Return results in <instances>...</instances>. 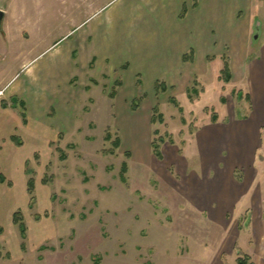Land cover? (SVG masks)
<instances>
[{
  "label": "rangeland",
  "instance_id": "374dc122",
  "mask_svg": "<svg viewBox=\"0 0 264 264\" xmlns=\"http://www.w3.org/2000/svg\"><path fill=\"white\" fill-rule=\"evenodd\" d=\"M101 2L100 6L105 5L103 10L84 21L55 47L66 48L86 33L94 38L95 28L106 31L118 24L113 15L121 10L128 12L123 22L139 23L136 13L144 6L142 0ZM232 2L237 8L236 26L240 28L251 18L257 27L254 38L256 35L258 38L250 44L249 58L257 52L263 57L264 0ZM179 18L182 26H188L189 33L187 37L175 39L168 52L174 59L182 54L189 60L194 56L195 66L201 65L205 53H212L207 56L210 64L205 63V70L208 68L205 74L197 72L198 76L189 80L192 69L186 66L171 68L159 63L156 67L146 62L129 63L119 70L108 66L110 76L98 68L90 74L91 78L78 75L79 79L70 80L80 105L76 120L67 119L70 114L65 111L49 108L46 121L50 129L44 137L54 141L34 136L27 142L18 135L13 144L12 141L2 144L0 168L6 174V183L12 187L15 200L13 204L3 205L0 211V264H238L239 256H248V262H253L241 247L257 259L258 250L264 251V221L263 227L255 223L250 229L249 212L238 223L228 220L223 225L228 230L225 238L219 224L206 220L180 200L169 199L167 181L160 176L159 169L137 165V156L149 158L153 154L150 141L160 143V138L174 148L189 150L192 160L202 151L197 138L205 131L213 129L215 133L211 135L215 137L221 136L223 128H233L227 135H238L243 130L233 123L246 117L252 109L245 94L251 89L250 75L245 79L238 77L232 84L222 74L225 60L235 50L231 40L219 32H213L205 40L203 36L199 38L184 8ZM60 24L64 27L66 21ZM157 39L164 40L165 44L166 36L159 30ZM19 77L12 84L21 82L26 75L22 73ZM3 81L0 80V85ZM61 81L66 84L65 79ZM120 82L122 89L114 101L110 94L117 91ZM91 86L98 87L89 92ZM13 99L1 100L3 107H18L25 120V107ZM155 106L158 111L152 124L154 108L152 111L151 108ZM161 115L162 123L159 122ZM108 135L111 140L106 139ZM244 135L245 140L237 137L236 143H232V151L235 147L250 149L253 139L248 133ZM118 137L122 146L111 154L113 141ZM256 139V162L245 169L258 174L259 178L254 177L253 181L263 180L264 184V130L260 140ZM13 146L19 147V156L25 155L20 159L25 172H17L8 163L10 160L1 158ZM221 146V168L226 169L233 160V152L226 141ZM124 162L128 164L125 182L121 178ZM159 163L162 165L164 161ZM7 167L14 170L12 175ZM165 171L171 174L168 168ZM235 176L242 180L243 169H237ZM31 177L36 184L33 197L25 190ZM248 206L258 216L248 200L239 204L237 213ZM11 211L22 212L26 238L23 239L19 226L9 220ZM239 230L245 233L240 234L233 246V234Z\"/></svg>",
  "mask_w": 264,
  "mask_h": 264
},
{
  "label": "crops",
  "instance_id": "0c3cea01",
  "mask_svg": "<svg viewBox=\"0 0 264 264\" xmlns=\"http://www.w3.org/2000/svg\"><path fill=\"white\" fill-rule=\"evenodd\" d=\"M95 3L93 0H0V80H4L0 85V98L5 101L8 98L18 99L19 105L24 104L27 116L24 120L18 107L5 108L0 100V148H3L2 144L5 142L12 141L13 144L18 135L26 141L34 136H41L47 142L54 141L53 138L44 137L50 129L46 113L50 107H54L58 112L69 113L70 118L67 119L76 120V109L80 105L70 80L79 79L78 75L91 78L90 74L98 68L108 74V66L120 69L135 62L152 63L156 67L159 63L171 68L176 65L186 66L192 69L191 74L189 71V80L205 74L208 70L204 67L208 62L207 56L212 53H205L201 65L195 66L194 56L185 61L183 54L174 59L168 52V47L176 43L175 39L180 36L187 37L189 33L188 26H182V19L179 18L184 8L190 15L198 37L203 36L205 40L213 32H219L231 40L235 50L228 57L233 76L230 82L235 84L236 78L245 79L250 75L251 89L245 94L250 97L252 109L246 117L233 123V126L243 130L238 135H227L233 128H223L221 136L215 137L211 135L215 133L213 129L205 131L197 138L201 141L202 151L192 160L189 158V150L183 151L182 148H174L168 143L161 146L160 159L155 156L150 141L153 154H149V158L138 155L137 165L147 169H159L160 176L167 181L169 199L176 198L191 206L194 212L200 213L206 220L219 224L225 238L228 235L227 228L223 226L225 222L231 220L238 223L247 212L250 215V229L255 223L263 227V180L256 183L252 178H259L258 174H252L245 169L256 162V138L260 140L264 130V56L257 52L249 58L250 44L256 39L254 31L257 27L254 20L248 18L240 28L236 26L237 8L232 0H142L144 6L138 8L136 13L138 24L123 22L128 12L121 10L113 15L117 17L118 24L106 31L95 28L94 38L88 37L86 33L79 35L66 48L55 47L60 40L82 26L84 21L105 8V5L100 6L101 0ZM155 17L156 20L153 21ZM63 20L66 21L64 27L60 24ZM159 30L166 36L165 44L164 40L157 39ZM50 49L52 51L48 52ZM209 64L208 62L207 65ZM139 70L142 71V67ZM22 73L26 78L12 84ZM60 79H65L66 84H62ZM96 87L98 86H91L89 92H93ZM120 89L122 82L117 88L114 101L118 99ZM244 132L253 139L252 146L248 150H238L235 147L232 151V143H236L237 137L245 140ZM224 141L233 152V160L226 169L221 168V144ZM13 147L11 151L3 153L1 158L10 160L8 163L17 172H25L20 161L25 155L19 156V147ZM161 161L164 164L161 165ZM167 168L172 175L166 173ZM239 168L244 171L242 180L235 176V171ZM7 171L12 175L14 170L7 167ZM2 174L6 177V174ZM6 182L0 181V211L3 205L13 204L15 200L12 187ZM25 190L28 194L27 184ZM23 191L21 185V196ZM20 193L18 192V196ZM247 200L258 211V216H255L254 210L249 209L250 205L237 213L239 204ZM13 214L9 218L11 221ZM242 233L245 231L239 230L233 234V246L238 243ZM241 251L249 255L254 264H264V251L261 249L258 250V259L249 250L241 247Z\"/></svg>",
  "mask_w": 264,
  "mask_h": 264
},
{
  "label": "trees",
  "instance_id": "16d2710c",
  "mask_svg": "<svg viewBox=\"0 0 264 264\" xmlns=\"http://www.w3.org/2000/svg\"><path fill=\"white\" fill-rule=\"evenodd\" d=\"M184 60L185 61L188 60L186 56L184 57ZM222 74L225 75L226 82H230L232 80L233 76H232L231 66H230L229 60H225L224 67L222 69ZM222 74H221V77H222ZM120 85H121V82L119 83V86ZM164 89L165 90L167 89L166 85L164 86ZM116 94H117V91L112 92L110 94V96L112 98H114V97H116ZM247 98L250 100L249 96H247ZM13 101H15V103H16L17 99L14 98ZM173 103L176 104L175 99L173 100ZM21 105L24 106V104H22V103H21ZM177 106L179 107L178 104H177ZM156 111H158V106L154 107V114H153L152 119H151L152 124H154L156 122V120H155V112ZM159 118H160L159 122L162 123L164 121V117L161 115ZM216 120H217V118L215 116L214 121H216ZM106 139L111 140V136L108 135L106 137ZM159 141H160V143H157L155 140H153L152 141V148H153V152H154L155 156H157L158 158L161 159L162 153H161V146L160 145L163 144L165 140H164V138H160ZM171 143H173V141H171ZM113 145H114V148L112 149L111 154L115 153V150L116 149L118 150L122 146V140L118 137L116 140L113 141ZM128 156H130V154H128ZM127 172H128V164H127V162H124L122 165V177H121L124 182L126 181ZM0 181L1 182L7 181L6 177L2 174L1 171H0ZM35 188H36L35 179L33 177H31L28 180V193L32 197L34 195ZM13 221L15 224H17L19 226L23 239L26 238L27 227H26V224H25V221H24V218H23L21 211H17L14 213ZM248 259H250L248 256H239L238 264H254L253 262H248Z\"/></svg>",
  "mask_w": 264,
  "mask_h": 264
},
{
  "label": "water",
  "instance_id": "95a60500",
  "mask_svg": "<svg viewBox=\"0 0 264 264\" xmlns=\"http://www.w3.org/2000/svg\"><path fill=\"white\" fill-rule=\"evenodd\" d=\"M0 15L2 16V14L0 13ZM255 38L257 39L258 38V35L255 36Z\"/></svg>",
  "mask_w": 264,
  "mask_h": 264
}]
</instances>
